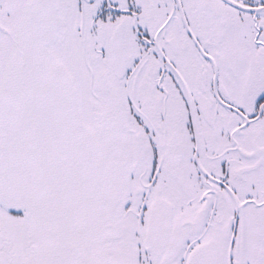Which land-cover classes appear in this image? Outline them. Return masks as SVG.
Listing matches in <instances>:
<instances>
[{
	"label": "snow or ice",
	"instance_id": "obj_1",
	"mask_svg": "<svg viewBox=\"0 0 264 264\" xmlns=\"http://www.w3.org/2000/svg\"><path fill=\"white\" fill-rule=\"evenodd\" d=\"M0 264H264V0H0Z\"/></svg>",
	"mask_w": 264,
	"mask_h": 264
}]
</instances>
